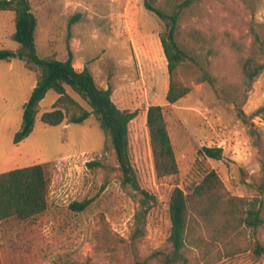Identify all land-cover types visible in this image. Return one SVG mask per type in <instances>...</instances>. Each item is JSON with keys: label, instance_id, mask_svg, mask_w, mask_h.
<instances>
[{"label": "rangeland", "instance_id": "374dc122", "mask_svg": "<svg viewBox=\"0 0 264 264\" xmlns=\"http://www.w3.org/2000/svg\"><path fill=\"white\" fill-rule=\"evenodd\" d=\"M31 3L39 56L66 61L70 47L77 70L89 68L100 88L112 89L120 109L138 112L129 126V151L141 190L120 171L108 132L95 115L81 124L68 118L59 126L42 122L46 112L75 109L57 103L60 95L54 91L40 103L33 133L16 145L24 105L40 73L18 59L1 61L0 174L44 165L50 188L44 213L0 223V264H163L171 250L173 191L192 193L213 171L231 196L257 204L264 216V72L252 85L244 75L248 59L264 64V0H195L180 13L177 37L191 59L178 73L191 92L175 104L167 102L170 76L161 42L168 28L146 9L145 0ZM178 3L160 0L156 6L171 14ZM16 22L15 12L0 11V50H22L14 39ZM205 73L213 83L203 80ZM67 92L92 110L70 87ZM150 106L164 109L177 175H156L147 127ZM205 147L222 148L223 158L207 157ZM142 191L155 200L139 224ZM76 202L90 204L79 211ZM255 241L264 244V225L236 239L244 248ZM185 256L188 264H264L248 248L232 258L223 254L217 262L196 248Z\"/></svg>", "mask_w": 264, "mask_h": 264}, {"label": "trees", "instance_id": "16d2710c", "mask_svg": "<svg viewBox=\"0 0 264 264\" xmlns=\"http://www.w3.org/2000/svg\"><path fill=\"white\" fill-rule=\"evenodd\" d=\"M176 1L180 3L170 14L156 6L160 0H145L146 9L155 13L168 28V33L161 36V42L170 76L167 94L169 104L177 103L191 92V88L179 79V68L191 58L179 43L177 35L180 13L195 0ZM0 11L16 13L14 39L22 46L19 52L0 50V62L18 59L40 73L30 99L24 105L23 124L15 136V144H20L33 133L40 103L50 91H54L60 95L57 103L68 102L75 109L71 114L61 109L46 112L42 116V122L49 126H59L68 118L70 124H81L95 115L102 128L108 132L120 171L127 182L141 190L129 151V126L137 118L138 112L120 109L112 99V89L100 88L89 68L77 70L70 47L66 61L39 56L36 44L38 19L33 12L31 0H0ZM263 72V63L257 62L254 58L246 61L244 75L249 85H252ZM203 80L213 83V79L207 73L204 74ZM67 87L86 101L92 110L85 109L75 101L68 94ZM262 110L258 111L256 116H259ZM239 115L248 123L243 111L240 110ZM147 127L157 177L162 179L177 175L179 165L162 106L148 108ZM202 151L211 159L223 158L222 148L205 147ZM49 188L50 182L44 165H34L0 174V223L11 219L29 221L44 213L49 207ZM142 193L143 210L138 214L139 224L143 223L148 209L145 208L150 207V202L155 200L146 191ZM89 204L76 202L73 208L84 211ZM169 214L172 226L168 242L171 250L168 255L162 257L163 264H188L185 251L190 248L201 250L204 256L212 255V261L215 259V262L221 261L223 254L226 258H232L247 248L255 259L264 260L263 243L255 241L249 247H245L246 249L236 243V239L245 231H256L264 225L261 208L244 198L231 196L215 171L209 173L192 193L187 194L181 188H175L169 203ZM221 247L224 248V252L219 250ZM215 251L217 252L214 253Z\"/></svg>", "mask_w": 264, "mask_h": 264}]
</instances>
